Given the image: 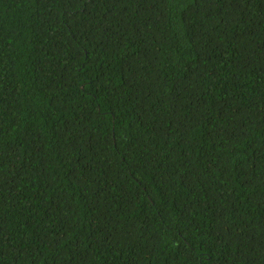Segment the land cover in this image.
Wrapping results in <instances>:
<instances>
[{
    "label": "trees",
    "instance_id": "obj_1",
    "mask_svg": "<svg viewBox=\"0 0 264 264\" xmlns=\"http://www.w3.org/2000/svg\"><path fill=\"white\" fill-rule=\"evenodd\" d=\"M0 264H264V0H0Z\"/></svg>",
    "mask_w": 264,
    "mask_h": 264
}]
</instances>
